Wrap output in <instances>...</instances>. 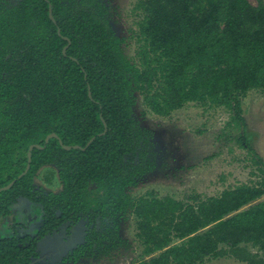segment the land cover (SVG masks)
Wrapping results in <instances>:
<instances>
[{"label": "trees", "instance_id": "trees-1", "mask_svg": "<svg viewBox=\"0 0 264 264\" xmlns=\"http://www.w3.org/2000/svg\"><path fill=\"white\" fill-rule=\"evenodd\" d=\"M132 14L134 54L128 57L97 0L0 3V188L24 171L30 145L43 146L50 133L58 138L33 149L29 170L0 193V220L24 198L43 207L48 228L91 221L85 245L68 255L73 264L117 249V218L126 213L135 219L142 248L134 264H203L225 257L264 264V169L242 107L250 92H264V2L134 0ZM134 93L160 118L190 105L226 110V127L253 156L262 179L191 202L153 192L130 196L127 190L153 169L149 136L133 118ZM104 125L106 133L98 136ZM92 137L84 151L63 148H83ZM45 165L57 169L58 194L34 187ZM51 178L47 173L44 182ZM36 241L0 235V264H29L37 256ZM104 241L110 245L102 249Z\"/></svg>", "mask_w": 264, "mask_h": 264}, {"label": "rangeland", "instance_id": "rangeland-1", "mask_svg": "<svg viewBox=\"0 0 264 264\" xmlns=\"http://www.w3.org/2000/svg\"><path fill=\"white\" fill-rule=\"evenodd\" d=\"M17 1L0 0V3L9 8ZM97 1L112 33L124 39L122 48L125 55L131 57L134 46L130 36L131 31L136 29V19L132 16L134 0ZM248 2L254 6L257 4V0ZM133 97V118L149 136L152 146L149 157L153 169L139 180L136 187L127 190L130 196L138 197L153 192L159 197L168 196L191 202L195 196H218L224 189L239 184L254 185L262 179L258 166L252 160L253 156L237 144L236 132L226 127L230 114L223 108L205 109L190 105L172 113L170 117L160 118L148 112L137 93ZM242 107L250 144L261 158V167L264 169V92H250L242 100ZM211 155L215 157L204 161V158ZM48 170L44 167L38 172L34 185L39 189L42 187L44 191L57 193L60 190L57 179L49 186L42 182L43 174ZM117 223L120 246L111 250L106 257L97 251V258L86 257L76 264L136 263L141 258L142 248L135 238V219L131 213H126L117 218ZM98 225L101 226L100 223ZM89 227L91 225L81 220L72 229L71 235L63 231L47 243L40 242L38 248L42 259L38 264H60L61 261L63 264H72L64 259L71 250L84 242L83 237ZM103 244L102 249L109 241ZM248 249L252 253L257 252L254 248ZM203 264L245 263L225 257L206 260Z\"/></svg>", "mask_w": 264, "mask_h": 264}, {"label": "flooded vegetation", "instance_id": "flooded-vegetation-1", "mask_svg": "<svg viewBox=\"0 0 264 264\" xmlns=\"http://www.w3.org/2000/svg\"><path fill=\"white\" fill-rule=\"evenodd\" d=\"M44 167L49 168V170L46 171L42 177V182L44 183V185L49 186L52 184L54 179H57L56 181L60 185V190L57 193H55L53 191H44L43 189H41L42 187L40 189L45 193H52L54 195L58 194L61 191L62 186H61L59 178H58L56 167L54 165H45V166L41 167L39 169V171ZM54 170H56V172H54ZM38 172L36 174V177L38 175ZM47 173L52 174V178H51L50 183L44 182V176ZM34 187H35V185H34ZM35 188L39 189L37 187H35ZM20 202H25V204L20 205L21 204ZM81 220H85L86 224L91 225V227H89L87 229V233L85 232V236L83 237L84 242L82 244H79L74 249L78 248L81 245H85L86 240L88 239V234H89L91 228L93 227L92 222L83 217L80 219L66 220V221L62 222L60 225H58L56 229L48 228L47 214H46L45 210L43 209V207L40 204L36 203L35 201H28L27 199L23 198V199H19L16 203H14L10 207V214L8 216H6L5 218L0 220V235L2 237H6L9 239L13 238V237H17V238L30 237L32 240L37 239L36 244H35L36 245L35 254L37 256L35 258H33V260L29 264H38V263H41V259H42L40 257V253H39V248H40L39 243L40 242L41 243H47L49 241V239L51 240L53 238V236L60 234L63 231H65V233L71 235V232L73 231L72 229ZM99 223H100L99 219H96L94 222V224L96 226V231L100 230V227L98 225ZM47 228L49 229V232H47L44 236L39 238L38 234L43 229H47ZM95 248H96V246H95ZM73 250H71L67 254L66 259H64L65 262H70V261H68V255ZM93 257H95V256H93ZM60 264H63V262L61 261Z\"/></svg>", "mask_w": 264, "mask_h": 264}, {"label": "water", "instance_id": "water-1", "mask_svg": "<svg viewBox=\"0 0 264 264\" xmlns=\"http://www.w3.org/2000/svg\"><path fill=\"white\" fill-rule=\"evenodd\" d=\"M48 16H49V18L53 21L51 6L48 7ZM68 44H69V42H68ZM66 48H67V46H65V47L62 49V53H63V54H65ZM89 95H90V94H89ZM105 133H106V127H105V125H104V130L102 131V133L98 134V136H101V135H103V134H105ZM50 139H58V138H57L56 134L51 133V134H49V135H47V136L45 137V139H44V145H43V146H40V145H37V144H33V145H30V146L28 147L27 154H26V157H27V163H26V166H25L24 171H23L20 175H18L16 179L12 180L9 184H7L6 186L1 187V188H0V193L3 192V191H7V190H9V189L13 186V184L16 182V180L20 179L21 177H23V176L26 174V172L29 170V167H30V162H31V152H32V150H33V149L42 150V149L46 146V144L48 143V141H49ZM94 139H95V137H92V138L86 143L85 147H83V148L80 147V146H72V147H70V146H63V148H64L65 150H70L71 148H73V149H79V150H81V151H84V150H85V149H86V148H87V147H88V146L94 141Z\"/></svg>", "mask_w": 264, "mask_h": 264}, {"label": "crops", "instance_id": "crops-1", "mask_svg": "<svg viewBox=\"0 0 264 264\" xmlns=\"http://www.w3.org/2000/svg\"><path fill=\"white\" fill-rule=\"evenodd\" d=\"M20 203H21L20 205L25 204V202H20Z\"/></svg>", "mask_w": 264, "mask_h": 264}]
</instances>
